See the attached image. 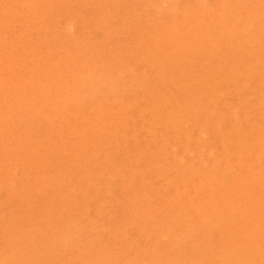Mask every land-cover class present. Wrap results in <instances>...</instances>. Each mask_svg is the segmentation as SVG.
<instances>
[{
    "label": "rangeland",
    "instance_id": "rangeland-1",
    "mask_svg": "<svg viewBox=\"0 0 264 264\" xmlns=\"http://www.w3.org/2000/svg\"><path fill=\"white\" fill-rule=\"evenodd\" d=\"M262 1L0 0V264H264Z\"/></svg>",
    "mask_w": 264,
    "mask_h": 264
},
{
    "label": "bare ground",
    "instance_id": "bare-ground-1",
    "mask_svg": "<svg viewBox=\"0 0 264 264\" xmlns=\"http://www.w3.org/2000/svg\"><path fill=\"white\" fill-rule=\"evenodd\" d=\"M31 1H32V0H31ZM89 1H90V0H89ZM165 1H166V0H165ZM239 1H240V0H239ZM263 1H264V0H263ZM263 1H262V2H263ZM3 2H4V1H3ZM196 2H197V0H196ZM258 2H260V1H258ZM175 3H176V2H175ZM222 3H223V2H222ZM225 3H226V2H225ZM247 3H248V2H247ZM263 3H264V2H263ZM21 4H22V3H21ZM187 4H188V3H187ZM199 4H200V3H199ZM164 5H165V4H164ZM187 6H188V5H187ZM200 6H201V5H200ZM239 6H240V5H239ZM261 6H263L262 3H261ZM261 6H259V7H261ZM174 7H175V6H174ZM100 8H102V6H100ZM213 8H214V7H213ZM261 8H262V7H261ZM51 9H54V8H51V7H50L49 10L51 11ZM173 9H174V8H173ZM176 9H177V8H176ZM257 9H258V8H257ZM262 9H263V8H262ZM36 10H37V9H35L34 11H36ZM105 10H106V9H105ZM105 10H104V11H105ZM174 10H175V9H174ZM1 11H2V10H1ZM4 11H5V10H4ZM44 11H45V10H44ZM228 11H229V10H228ZM253 11H254V14H255V12H257V11H255V10H253ZM14 12H15V11H13V13H14ZM17 12H18V11H17ZM17 12H16V13H17ZM204 12H205V11H204ZM208 12H209V11H208ZM212 12H213V11H212ZM236 12H237V11H235V13H236ZM238 12H239V11H238ZM16 13H15V15L18 14V13H17V14H16ZM138 13H139V12H138ZM171 13H172V12H171ZM202 13H203V12H202ZM215 13H216V12H215ZM215 13H214V14H215ZM229 13H230V12H229ZM35 14H37V12H36ZM186 14H187V13H186ZM186 14H184V15H186ZM222 14H223V13H222ZM263 14H264V13H263ZM3 15H4V14H3ZM10 15H11V14H10ZM10 15H9V16H10ZM15 15H14V16H15ZM20 15H21V14H20ZM77 15H78V14H77ZM101 15H102V14H101ZM101 15H100V16H101ZM109 15H110V14H109ZM238 15H239V14H238ZM34 16H36V15H34ZM98 16H99V15H98ZM100 16H99V17H100ZM187 16H188V15H187ZM218 16H219V15H218ZM233 16H234V14H233ZM235 16H236V15H235ZM242 16H243V13H242ZM2 17H4V19H5V15L2 16ZM6 17H7V16H6ZM12 17H13V16H12ZM19 17H21V16H19ZM31 17H32V16H31ZM99 17H98V18H99ZM102 17H103V16H102ZM102 17H101V19H102ZM105 17H106V15H105ZM240 17H241V16H240ZM250 17H251V15H250ZM252 17H253V16H252ZM8 18H9V17H8ZM10 18H11V17H10ZM103 18H104V17H103ZM109 18H110V17H109ZM174 18H175V17H174ZM2 19H3V18H2ZM2 19H0V20H2ZM13 19H14V18H13ZM28 19H29V18H28ZM123 19H125V18H123ZM213 19H214V18H213ZM246 19H247V18H246ZM8 20H9V19H8ZM11 20H12V18H11ZM29 20H30V19H29ZM31 20H32V19H31ZM83 20L85 21V19H83ZM107 20H108V19H107ZM217 20H219V19H217ZM233 20H234V22H236V19H233ZM34 21L36 22V20H34ZM34 21H33V22H34ZM225 21H226V20H225ZM244 21H245V19H244ZM244 21H243V22H244ZM11 22H12V21H11ZM103 22H105L104 19H103L102 23H103ZM214 22H215V21H214ZM217 22H218V21H217ZM226 22H228V21H226ZM238 22H240V21H238ZM263 22H264V21H263ZM263 22H262V23H263ZM18 23H19V22H18ZM25 23H26V22H25ZM30 23H31V21H30ZM209 23H210V22H209ZM245 23H246V22H245ZM9 24H10V23H9ZM16 24H17V23H16ZM19 24H20V23H19ZM21 24H22V23H21ZM103 24H104V23H103ZM227 24H228V23H227ZM235 24H236V23H235ZM235 24H234V26H235ZM237 24H238V23H237ZM28 25H29V24H28ZM35 25H36V23H35ZM259 25H260V24H259ZM259 25H258V27H259ZM33 26H34V25H33ZM39 26H40V24H39ZM238 26H239V25H238ZM242 26H243V25H242ZM25 27H26V25H25ZM25 27H24V28H25ZM69 27H70V26H69ZM72 27H73V26H72ZM236 27H237V26H236ZM247 27H248V26H247ZM221 28H222V27H221ZM221 28H220V29H221ZM25 29H26V28H25ZM69 29H71V27H70ZM242 29H243V28H242ZM71 30H72V29H71ZM225 30H226V29H225ZM225 30H224V31H225ZM234 30H235V29H234ZM247 30H248V29H247ZM257 30H258V29H257ZM261 30H262V29H261ZM231 31H232V30H231ZM238 31H239V30H238ZM10 32H11V31H10ZM220 32H221V30H220ZM239 32H240V31H239ZM18 33H19V32H18ZM262 33H263V32H262ZM2 35H6V34L3 33ZM2 35H1V36H2ZM15 35H16V34H15ZM20 35H22V33H21ZM207 35L209 36V33H208ZM210 35H211V33H210ZM224 35H225V33H224ZM17 36H18V35H17ZM204 36L206 37V35H204ZM215 36H216V35H215ZM259 36H260V35H259ZM2 37H3V36H2ZM210 37H211V36H210ZM213 37H214V36H213ZM257 37H258V36H257ZM234 38H235V37H234ZM242 38H243V37H242ZM249 38H250V37H249ZM0 39H1V37H0ZM15 39H16V38H15ZM19 39H21V38L19 37ZM19 39H18V40H19ZM220 39H221V38H220ZM251 39H252V38H251ZM255 39H256V38H255ZM3 40H4V39H3ZM64 40H65V39H64ZM259 40H260V38H259ZM259 40H258V39L255 40L256 43H258ZM1 41H2V40H1ZM4 41H5V40H4ZM7 41H8V40H7ZM21 41H22V39H21ZM215 41H216V40H215ZM215 41H212V42L215 43ZM221 41H222V40H221ZM221 41H220V43H221ZM255 41L253 40V42H255ZM15 42H17V41H15ZM224 42H225V41H224ZM231 42H232V41H231ZM231 42H230V43H231ZM234 42H236V41H234ZM3 43H4V42H3ZM9 43H13V42H9ZM218 43H219V42H218ZM237 43H238V42H237ZM237 43H236V44H237ZM240 43H241V41H240ZM260 43H261V41H260ZM263 43H264V42H263ZM196 44H197V43H196ZM223 44H224V43H223ZM233 44H234V43H233ZM245 44H246V42H245ZM245 44H244V45H245ZM11 45H12V44H11ZM15 45H16V44H15ZM17 45H19V43H18ZM216 45L218 46V44H216ZM239 45L242 47L243 44H242V45H241V44H238V46H239ZM244 45H243V46H244ZM248 45H249V43H248ZM262 45H263V44H262ZM6 46H7V44H6ZM9 46H10V45H9ZM204 46H205V45H204ZM209 46H210V45H209ZM226 46H227V45H226ZM228 46H229V44H228ZM234 46H235V45H234ZM240 46H239V47H240ZM250 46H251V45H250ZM210 47H211V46H210ZM218 47L220 48V46H218ZM223 47H224V45H223ZM256 47H257V46H256ZM13 48H14V47H13ZM90 48H91V47H90ZM214 48H215V47H214ZM225 48H226V47H225ZM238 49H239V48H238ZM257 49H258V48H257ZM257 49H256V50H257ZM262 49H263V48H261V50H262ZM223 50H224V49H223ZM29 51H30V50H29ZM221 51H222V50H221ZM236 51H237V50H236ZM254 51H255V49H254ZM83 52H84V51H83ZM0 53H1V51H0ZM10 53H11V52H10ZM67 54H68V53H67ZM248 54H249V53H248ZM251 54H252V53H251ZM244 55H245V54H244ZM5 56H6V55H5ZM211 56H212V55H211ZM242 56H243V55H242ZM242 56H241V57H242ZM212 57H213V56H212ZM241 57H240V58H241ZM2 58H4V57H2ZM2 58H1V60H2ZM214 58H215V57H214ZM220 58H221V57H220ZM223 58H224V57H223ZM7 59H9V58H7ZM262 59H263V58H262ZM29 60H30V59H29ZM214 60H215V59H214ZM258 60H259V59H258ZM258 60H257V62H259ZM6 61H7V60H6ZM263 61H264V60H263ZM1 62H2V61H1ZM51 62H52V61H51ZM47 63H48V62H47ZM260 63H261V61H260ZM6 64H8V63H6ZM48 64H49V63H48ZM58 67H59V66H58ZM72 67H73V66H72ZM249 67H250V66H249ZM1 68H2V67H1ZM73 68H74V67H73ZM2 69H3V68H2ZM2 69H1V70H2ZM54 70H55V69H54ZM60 70H61V69H60ZM73 70H74V69H73ZM90 70H92V69H90ZM163 70H164V69H163ZM237 70H238V69H237ZM208 72H209V71H208ZM210 72H211V71H210ZM186 74H187V73H186ZM256 74H257V73H256ZM247 76H248V75H247ZM237 77H238V76H237ZM259 85H260V84H259ZM188 88H189V87H188ZM63 89H64V88H63ZM63 89H62V90H63ZM185 89H186V88H185ZM96 92H97V91H96ZM262 93L264 94V92H262ZM217 97H218V96H217ZM229 98H230V97H229ZM215 99H216V98H215ZM262 100H264V99H262ZM147 102H148V101H147ZM211 103H212V101H211ZM225 103H226V102H225ZM132 104H133V103H132ZM212 105H213V104H212ZM130 106H131V105H130ZM105 108H106V107H105ZM144 108H146V107H144ZM144 108H143V109H144ZM232 108H233V107H232ZM109 109H110V108H109ZM259 109H260V108H259ZM210 110H211V109H210ZM224 110H225V109H224ZM231 110H232V109H231ZM249 111H250V110H249ZM206 112H207V111H206ZM220 112H221V111H220ZM100 114H101V113H100ZM187 114H188V113H187ZM208 114H209V113H208ZM206 115H207V114H206ZM236 115H237V114H236ZM192 116H193V115H191V117H192ZM208 116H209V115H208ZM226 116H227V115H226ZM226 116H224V117H226ZM205 117H206V116H205ZM262 117H263V116H262ZM49 118H50V117H49ZM101 118H102V116H101ZM101 118H100V119H101ZM245 118H246V117H245ZM194 119H195V118H194ZM219 119H221V118H219ZM102 120H103V119H102ZM186 120H187V119H186ZM201 120H202V119H201ZM204 120H205V119H204ZM204 120H203V121H204ZM208 120H209V119H208ZM196 121H197V120H196ZM206 121H207V120H206ZM191 122H192V121H191ZM194 122H195V121H194ZM218 122H219V121H218ZM220 122H222V121H220ZM181 123H182V122H181ZM181 123H180V124H181ZM182 124H183V123H182ZM186 124H187V123H186ZM206 124H207V123H206ZM216 124H217V122H216ZM251 124H252V123H251ZM197 125H198V124H197ZM182 126H183V125H182ZM198 126H200V125H198ZM219 126H220V125H219ZM240 126H241V125H240ZM175 127H176V126H175ZM193 127H194V126H193ZM201 127H202V126H201ZM231 127H232V126H231ZM235 127H237V126H235ZM187 128H190V127H187ZM197 128H198V127H197ZM207 128H208V126H207ZM183 129H184V128H183ZM183 129H182V130H183ZM200 129H201V128H200ZM219 129H220V127H219ZM221 129H222V127H221ZM239 129H240V128H239ZM203 130H205V129H203ZM223 130H224V129H223ZM237 130H238V129H237ZM237 130H235V131L237 132ZM206 131H208V129H207ZM215 131H216V129H215ZM219 131H220V130H219ZM229 131H230V129H229ZM235 131H234V132H235ZM60 132H61V131H60ZM190 132H191V129H190ZM208 132H209V131H208ZM216 132L218 133V131H216ZM175 133H176V132H175ZM201 133H202V132H201ZM213 133H214V130H213ZM232 133H233V132H232ZM183 134H184V133H183ZM219 134H220V132H219ZM227 134H228V132H227ZM239 134H240V133H239ZM188 135H189V134H188ZM188 135H187V136H188ZM206 135H207V134H206ZM208 135H209V134H208ZM214 135H215V134H214ZM222 135H223V134H222ZM247 135H248V134H247ZM203 136H204V135H203V133H202V137H203ZM256 136H257V135H256ZM46 137H48V136H46ZM197 137H198V136H197ZM199 137H200V136H199ZM199 137H198V138H199ZM206 137H207V136H206ZM222 137H223V136H222ZM254 137H255V136H254ZM259 137H260V136H259ZM261 137H262V136H261ZM162 138H163V137H162ZM165 138H166V136H165ZM188 138H189V137H188ZM204 138H205V137H204ZM210 138H211V137H210ZM2 139H3V138H2ZM152 139H153V138H152ZM152 139H151V140H152ZM158 139H159V138H158ZM153 140H154V139H153ZM156 140H157V139H156ZM164 140H165V139H164ZM167 140H168V139H166V141H167ZM174 140H175V139H174ZM194 140H195V139H194ZM261 140H262V139H261ZM166 141H165L164 143H166ZM196 141H197V140H196ZM67 142H68V141H67ZM67 142H66V143H67ZM155 142H157V141H155ZM207 142H209V141H207ZM243 142H244V141H243ZM168 143H169V142H168ZM263 143H264V142H263ZM154 144H155V143H154ZM162 144H163V143H162ZM205 144H206V143H205ZM244 144H245V143H244ZM147 145H148V144H147ZM169 145H170V144H169ZM174 145H175V144H174ZM225 145H226V144H225ZM225 145H224V146H225ZM260 145H261V144H260ZM263 145H264V144H263ZM263 145H262V146H263ZM148 146H149V145H148ZM175 146H176V145H175ZM184 146H185V145H184ZM194 146H195V145H194ZM243 146H244V145H243ZM172 147H174V146H172ZM187 147H188V146H187ZM187 147H186V149H187ZM174 148H175V147H174ZM199 148H200V147H199ZM199 148H198V149H199ZM119 149H120V148H119ZM163 149H164V148H163ZM163 149H162V150H163ZM32 150H33V149H32ZM154 150H155V149H154ZM202 150H203V149H202ZM227 150H228V149H227ZM242 150H243V149H242ZM6 151H7V150H6ZM35 151H36V149H34V152H35ZM63 151H64V150H63ZM140 151H141V150H140ZM159 151H160V150H159ZM199 151H200V150H199ZM51 152H52V151H51ZM210 152H212V151H210ZM5 153H6V152H5ZM7 153H8V152H7ZM9 153H10V152H9ZM39 153H40V152H39ZM65 153H66V152H65ZM69 153H70V152H69ZM142 153H143V152H142ZM187 153H189V152H187ZM242 153H243V152H242ZM12 154H14V153H12ZM144 154H145V153H144ZM169 154H170V153H169ZM209 154H211V153H209ZM257 154H258V153H257ZM261 154H262V153H261ZM4 155H5V154H4ZM141 155H142V154H141ZM154 155H155V153H154ZM181 155H182V154H181ZM241 155H242V154H241ZM258 155H260V152H259ZM13 156H14V155H13ZM76 156H77V155H76ZM0 157H1V155H0ZM24 157H25V156H24ZM155 157H156V156H155ZM157 157H158V155H157ZM157 157H156V158H157ZM239 157H240V156H239ZM22 158H23V157H22ZM158 158H159V157H158ZM177 158H178V157H177ZM179 158H180V157H179ZM179 158H178V159H179ZM183 158H184V157H183ZM201 158H202V157H201ZM258 158H259V156H258ZM258 158H257V159H258ZM24 159H25V158H24ZM24 159H23V160H24ZM130 159H131V157H130ZM136 159H139V158L137 157ZM192 159H193V158H192ZM196 159H197V158H196ZM196 159H195V160H196ZM225 159H226V157H225ZM260 159H261V158H260ZM260 159H259V160H260ZM6 160H7V159H6ZM6 160H5V162H6ZM143 160H144V159H143ZM181 160H182V158H181ZM216 160H217V159H216ZM255 160H256V159H255ZM0 161H1V160H0ZM8 161H10V160H8ZM182 161H183V160H182ZM243 161H244V160H243ZM253 161H254V160H253ZM256 161H257V160H256ZM10 162H11V161H10ZM10 162H9V163H10ZM20 162H23V161L20 160ZM20 162H19V163H20ZM77 162H78V161H77ZM47 163H48V162H47ZM217 163H218V162H217ZM74 164H75V163H74ZM74 164H73V165H74ZM76 164H77V163H76ZM113 164H114V163H113ZM137 164H139V163H137ZM249 164H250V163H249ZM249 164H247V165H249ZM253 164H254V163H253ZM32 165H33V164H32ZM32 165H31V166H32ZM47 165H48V164H47ZM47 165H46V166H47ZM50 165H51V164H50ZM77 165H79V164H77ZM88 165H89V163H88ZM91 165H92V164H91ZM242 165H243V164H242ZM5 166H6V165H5ZM8 166H9V165H8ZM46 166H43V168L46 167ZM81 166H82V165H81ZM83 166H84V165H83ZM92 166H93V165H92ZM94 166H95V165H94ZM94 166H93V167H94ZM240 166H241V165H240ZM10 167H11V166H10ZM18 167H19V166H18ZM35 167H36V165H35ZM38 167H39V166H38ZM38 167H37V168H38ZM67 167H68V166H67ZM77 167H78V166H77ZM119 167H120V166H119ZM119 167H118V168H119ZM133 167H134V166H132V168H133ZM153 167H154V166H153ZM155 167H157V166H155ZM160 167H161V166H160ZM185 167H186V166H185ZM213 167H214V166H213ZM225 167H226V166H225ZM243 167H244V166H243ZM5 168H6V167H5ZM14 168H15V167H14ZM14 168H13V169H14ZM21 168H22V167H21ZM25 168H26V167H25ZM43 168H42V169H43ZM52 168H53V167H52ZM56 168H57V167H56ZM80 168H81V167H80ZM90 168H91V166H90ZM122 168H123V167H122ZM127 168H128V167H127ZM129 168H130V167H129ZM129 168H128V169H129ZM148 168H149V167H148ZM210 168H211V167H210ZM13 169L11 168V170H13ZM32 169H33V168H32ZM48 169H49V168H48ZM53 169H54V168H53ZM57 169H58V168H57ZM67 169H70V168H67ZM73 169H74V168H73ZM78 169H79V168H78ZM82 169H83V168H82ZM105 169H107V168H105ZM120 169H121V168H120ZM158 169H162V168H159V167H158ZM165 169H166V168H165ZM14 170H16V169H14ZM21 170H22V169H21ZM26 170L28 171V169H26ZM26 170L24 169V171H26ZM34 170H35V169H34ZM118 170H119V169H118ZM224 170H225V168H224ZM43 171H44V170H43ZM124 171H125V170H124ZM168 171H169V170H168ZM168 171H167V172H168ZM198 171H199L198 173H200V170H198ZM222 171H223V170H222ZM227 171H228V170H227ZM118 172H119V171H118ZM160 172H161V171H160ZM201 172H202V171H201ZM225 172H226V171H225ZM6 173H7V172H6ZM34 173H35V171H34ZM38 173H39V172H38ZM41 173H42V172H41ZM136 173H137V172H136ZM165 173H166V172H165ZM205 173H206V172H205ZM9 174H10V173H9ZM23 174H25V172H24ZM31 174H32V172H31ZM31 174H30V175H31ZM36 174H37V173H36ZM120 174H121V173H120ZM137 174H138V173H137ZM3 175H4V174H3ZM5 175H6V174H5ZM47 175H48V173H47ZM115 175H116V174H115ZM117 175H118V174H117ZM123 175H124V173H123ZM130 175H131V174H130ZM176 175H177V174H176ZM217 175H218V174H217ZM221 175H222V174H220V176H221ZM232 175H233V174H232ZM7 176H8V175H7ZM25 176H26V175H25ZM42 176H43V175H42ZM113 176H114V175H113ZM113 176H112V177H113ZM118 176H119V175H118ZM157 176H158V175H157ZM182 176H183V175H182ZM204 176H205V175H204ZM209 176H210V175H209ZM211 176H212V175H211ZM234 176H235V174H234ZM1 177H2V176H1ZM1 177H0V178H1ZM5 177H6V176H5ZM35 177H36V176H35ZM114 177H115V176H114ZM158 177H159V176H158ZM207 177H208V175H207ZM222 177H223V176H222ZM252 177H253V176H252ZM252 177H251V178H252ZM9 178H10V177H9ZM20 178H21V177H20ZM32 178H33V177H32ZM39 178H40V177H39ZM116 178H117V177H116ZM239 178H240V177H239ZM262 178H263V176H262ZM10 179H11V178H10ZM41 179H42V178H41ZM121 179H123V178H121ZM210 179H211V177H210ZM220 179H221V178H220ZM11 180H12V179H11ZM11 180H9V181H11ZM22 180H23V179H22ZM33 180H36V179L34 178ZM211 180H212V179H211ZM211 180H210V181H211ZM0 181H1V179H0ZM9 181H8V182H9ZM69 181H70V180H69ZM120 181H121V180H120ZM23 182H24V180H23ZM241 182H243V180H241ZM10 183H11V182H10ZM4 184H5V183H4ZM26 184H27V183H26ZM72 184H73V183H72ZM109 184H110V182H109ZM9 185L11 186L12 184H9ZM133 185H134V184H133ZM22 186H23V185H22ZM25 186H26V185H25ZM65 186H66V185H65ZM225 186H226V185H225ZM229 186H230V185H229ZM12 187H13V186H12ZM10 188H11V187H10ZM17 188H18V187H17ZM212 188H213V187H212ZM239 188H240V187H239ZM11 189H13V188H11ZM18 189H20V188H18ZM26 189H27V188H26ZM63 189H64V188H63ZM242 189H243V188H242ZM6 190H7V189H6ZM24 190H25V189H24ZM65 190H66V189H65ZM108 190H109V189H108ZM213 190H214V189H213ZM225 190H226V189H225ZM20 191H21V190H20ZM12 192H13V191H12ZM65 192H66V191H65ZM107 192H108V191H107ZM242 192H243V190H242ZM82 193H84V191H82ZM218 193H219V192H218ZM13 194H14V193H13ZM144 194H145V193H144ZM146 194H147V193H146ZM137 195H138V194H137ZM151 198H152V197H151ZM178 198H179V197H178ZM215 198H217V197H215ZM49 199H50V198H49ZM179 199H180V198H179ZM249 199H250V198H249ZM41 200H42V199H41ZM137 200H139V199H137ZM87 201H88V200H87ZM141 202H142V201H141ZM216 202H217V201H216ZM164 203H165V202H164ZM176 203H177V202H176ZM150 204H151V203H150ZM45 205H46V204H45ZM186 205H187V204H186ZM159 207H160V206H159ZM185 207H186V206H185ZM172 215H173V214H172ZM139 216H140V215H139ZM148 219H149V218H148ZM222 219H223V218H222ZM261 220H262V219H261ZM91 222H92V221H91ZM203 222H204V221H203ZM180 223H181V222H180ZM173 225H174V224H173ZM173 225H172V226H173ZM30 231H31V230H30ZM258 234H259V233H258ZM258 234H257V235H258ZM75 235H76V234H75ZM166 235H167V234H166ZM260 235H261V234H260ZM73 236H74V235H73ZM261 236H262V235H261ZM62 237H63V236H62ZM191 237H192V236H191ZM254 237H255V236H254ZM260 238H261V237H260ZM189 239H190V238H189ZM248 239H249V238H248ZM24 240H25V239H24ZM233 240H234V239H233ZM233 240H232V241H233ZM248 241H249V240H248ZM200 242H201V241H200ZM81 243H82V242H81ZM92 243L94 244V242H92ZM247 243H248V242H247ZM31 244H32V243H31ZM156 244H157V243H156ZM249 244H250V243H249ZM51 245H52V244H51ZM201 245H202V244H201ZM92 246H93V245H92ZM105 246H106V245H105ZM248 247H249V246H248ZM248 247H247V248H248ZM76 248H77V247H76ZM153 248H154V247H153ZM205 248H207V247H205ZM237 248H238V247H237ZM107 249H108V248H107ZM252 249H253V248H252ZM262 250H263V249H262ZM80 251H81V250H80ZM82 251H84V249H83ZM95 251H96V250H95ZM99 251H100V250H99ZM107 251H108V250H107ZM145 251H146V250H145ZM12 252H13V251H12ZM110 252H111V251H110ZM123 252H124V251H123ZM146 252H147V251H146ZM164 252H165V251H164ZM201 252H202V251H201ZM225 252H226V250H225ZM14 253H15V252H14ZM79 253H80V252H79ZM96 253H97V251H96ZM108 253H109V252H108ZM211 253H212V252H211ZM223 253H224V252H223ZM251 253H252V252H251ZM90 254H91V253H90ZM99 254H100V252H99ZM229 254H230V253H229ZM235 254H236V253H235ZM7 255H10V254H7ZM7 255H4V257L7 258V257H8ZM103 255H104V254H103ZM107 255H108V254H107ZM114 255H115V254H114ZM114 255H113V256H114ZM221 255H222V254H221ZM240 255H241V254H240ZM89 256H90V255H89ZM89 256H88V257H89ZM235 256H236V255H235ZM263 256H264V255H263ZM105 257H106V256H105ZM107 257H108V256H107ZM156 257H157V256H156ZM201 257H202V256H201ZM238 257H239V256H238ZM251 257H253V256H251ZM13 258H14V257H13ZM112 258H113V257H112ZM112 258H111V259H112ZM118 258H119V257H118ZM118 258H117V259H118ZM229 258H230V257H229ZM255 258H256V257H255ZM115 259H116V258H115ZM252 259H253V258H252ZM252 259H250V260H252ZM263 259H264V258H263ZM12 260H13V259H12ZM12 260H11V261H12ZM112 260H114V258H113ZM237 260H238V258H237ZM9 261H10V259H9ZM59 261H60V260H59ZM61 261H62V260H61ZM107 261H108V260H107ZM144 261H145V260H144ZM194 261H195V260H194ZM196 261H197V260H196ZM246 261H247V260H246ZM258 261H259V260H258ZM261 261L264 262L263 260H261ZM115 262H116V260H115ZM184 262H185V261H184ZM197 262H198V261H197ZM219 262H220V261H219ZM4 263H5V261H4ZM17 263H19V261H18ZM63 263H64V262H63ZM111 263H113V262H111ZM124 263H125V262H124ZM235 263H236V260H235ZM240 263H241V260H240ZM246 263H247V262H246ZM246 263H244V264H246ZM61 264H62V263H61ZM107 264H108V263H107ZM130 264H131V263H130ZM160 264H161V263H160ZM181 264H183V263L181 262ZM202 264H203V263H202ZM220 264H221V262H220ZM222 264H223V263H222ZM251 264H252V263H251Z\"/></svg>",
    "mask_w": 264,
    "mask_h": 264
}]
</instances>
